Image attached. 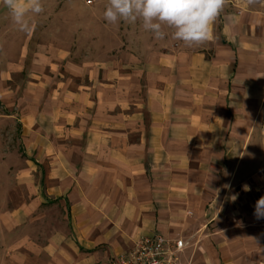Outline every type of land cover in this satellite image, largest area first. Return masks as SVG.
I'll list each match as a JSON object with an SVG mask.
<instances>
[{"label": "crops", "instance_id": "1", "mask_svg": "<svg viewBox=\"0 0 264 264\" xmlns=\"http://www.w3.org/2000/svg\"><path fill=\"white\" fill-rule=\"evenodd\" d=\"M56 1L29 13L31 34L0 2V131L22 125L37 180L27 204L0 156V264H113L144 237L194 233L184 264H264V1L228 0L191 47L167 25L157 40L107 22L108 0ZM48 200L69 208L64 242L28 214Z\"/></svg>", "mask_w": 264, "mask_h": 264}, {"label": "clouds", "instance_id": "2", "mask_svg": "<svg viewBox=\"0 0 264 264\" xmlns=\"http://www.w3.org/2000/svg\"><path fill=\"white\" fill-rule=\"evenodd\" d=\"M19 30L31 34L36 27L29 13L44 11L42 0H0ZM228 0H108L104 19L109 23L142 21L157 40L165 38L162 26L174 29L173 38L186 46L199 45L212 36L213 24ZM249 4L257 0H247ZM233 201L236 199L232 197ZM257 219L264 218V196L255 205Z\"/></svg>", "mask_w": 264, "mask_h": 264}, {"label": "rangeland", "instance_id": "3", "mask_svg": "<svg viewBox=\"0 0 264 264\" xmlns=\"http://www.w3.org/2000/svg\"><path fill=\"white\" fill-rule=\"evenodd\" d=\"M88 2L91 4L92 0H88ZM54 4L57 6L58 2L55 0ZM262 9L264 10V6ZM3 108L4 106L0 103V109ZM23 138L24 131L22 129V125L17 120L8 119L7 126L4 130L0 131V156L4 157L6 161L5 164H2L1 170L7 174L5 184L8 191L15 189L16 173L21 171L24 172L23 179L20 178L17 180V182H20L21 184L22 193L20 194V197L23 198V201L27 202L28 204L31 203L35 198L34 192L37 180H33L30 174H27V169L29 167L27 160L29 159V155L27 153L28 150ZM4 197L5 196L0 198V202H2V208L3 202L5 200ZM45 202L48 203H45L39 210L33 211L30 209L28 214L37 216L36 218L39 219V236L41 238H46L48 235L54 234L59 238V240H57L58 242H61L60 240L64 242L61 237L63 236V232L69 234L73 229V226L70 224L69 220V208L65 209L64 207L57 204L53 205L50 200ZM13 209L14 208L11 205L10 195H8V213H12V211H14ZM194 234L196 235H189L187 237L183 236V240L188 243V246L193 253L196 252V254H198L200 247L195 240L197 233ZM71 245L73 247L72 250H77L74 243H71ZM196 259L198 264H207L205 254L203 253L199 255V258L196 257Z\"/></svg>", "mask_w": 264, "mask_h": 264}, {"label": "built area", "instance_id": "4", "mask_svg": "<svg viewBox=\"0 0 264 264\" xmlns=\"http://www.w3.org/2000/svg\"><path fill=\"white\" fill-rule=\"evenodd\" d=\"M187 247L184 240L153 234L140 239L113 264H184L180 256Z\"/></svg>", "mask_w": 264, "mask_h": 264}]
</instances>
